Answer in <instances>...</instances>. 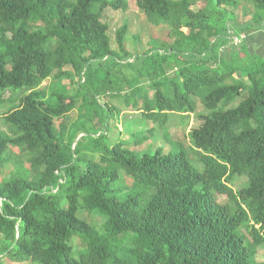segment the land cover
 <instances>
[{
  "label": "trees",
  "instance_id": "trees-1",
  "mask_svg": "<svg viewBox=\"0 0 264 264\" xmlns=\"http://www.w3.org/2000/svg\"><path fill=\"white\" fill-rule=\"evenodd\" d=\"M198 1L205 7L196 11ZM242 3L254 11L239 24ZM136 4L178 38L131 53L124 24L112 49L105 11L125 10V0H0V105L14 103L4 115L14 137L0 135V164L9 146L30 155L28 168L0 185V264H264L256 260L264 248V60L243 41L222 55L235 38L264 31V0ZM117 67L129 73L120 77ZM50 79L56 88H42ZM108 96L161 130L173 114L200 118L188 134L203 170L184 150L138 158L123 140L87 132L104 124L101 113H121L101 102ZM195 98L208 114L197 113ZM76 109L80 128L71 130ZM154 129L133 132L136 145ZM120 171L140 191H126ZM238 177L246 182L235 191ZM81 211L102 216L101 230ZM122 237L130 246L119 253Z\"/></svg>",
  "mask_w": 264,
  "mask_h": 264
},
{
  "label": "rangeland",
  "instance_id": "rangeland-1",
  "mask_svg": "<svg viewBox=\"0 0 264 264\" xmlns=\"http://www.w3.org/2000/svg\"><path fill=\"white\" fill-rule=\"evenodd\" d=\"M125 2L127 4V8L125 10H114L112 8H108L105 11L104 21H106L109 25V35L111 38L112 49L118 50L115 33L116 30L124 24H127L128 26L125 48L131 53H140V51L147 49V47L155 43L165 45L172 44L173 41L178 38L172 32L169 26L164 24L154 25L152 22H150L147 16L139 10L136 4V0H125ZM204 7L205 3L198 1L196 2L193 9L197 11L199 9H203ZM253 11L254 10L251 5L242 3L241 7H239L237 10H234L237 22L239 24H242L246 20H249ZM226 18L232 19L234 18V16L230 12ZM183 31L185 33H188V29L186 28H183ZM236 33H238V30H236ZM259 34L260 33H258L257 35ZM245 37L246 36L243 35L240 38L242 39L247 51H249L248 46L251 41H248V39H245ZM240 43L239 41L235 42L234 39L233 44H231L229 48L224 49L222 55L228 56L231 50L238 49ZM250 55L257 56V58L264 60V56L259 55V53H257L256 51H254L253 54L250 53ZM115 71H119L121 73L119 74L120 77H124L127 73H129L126 68L121 69L120 67H117ZM171 72L172 71L170 70L168 74L172 76ZM74 80L77 81V77H75ZM61 84L67 86L68 92L70 94L74 93L76 90L75 85L73 83L70 84V80H63ZM56 85H58V83L54 79H50L42 84V88L54 89L56 88ZM125 90L128 89L126 88ZM151 94L152 93L150 92V96ZM121 95H124V92ZM9 96L10 93H6L5 97L8 98ZM101 97H103V95ZM110 98L108 96L105 99H101V102L113 103L116 107L121 110V113L117 114L119 113L118 111L116 114H114V117L111 118H107L105 113H101L100 116L104 117V124L87 126V132H93L94 129L100 130L101 132H104L109 136L110 142L112 144L123 140L127 148L134 152L138 158L143 155H152L158 148H161L164 154H167L174 149L184 150L187 153L189 160L195 166V168L200 171L203 170L202 164L198 161L197 153L193 152L188 134L191 128H196L201 124L200 118L194 115H190L188 118L187 116H182L180 114H173L170 115V121L168 122L166 127L162 128L161 130L159 128H156L157 126L153 122L149 120H143L140 116V112L130 111L129 108L125 106L123 97L116 99L113 98L111 99V101ZM195 101L197 102V113H209V111L204 110L203 106L200 104L199 98H195ZM236 104L237 103H234L230 105V107H234L236 106ZM13 105L14 103L10 102H6L5 104L0 105V135L5 134L9 137H14L11 128L4 121V115L9 112ZM221 106L222 104L219 105V108H221ZM79 115V110L76 109L67 116L66 120H68L69 123L72 122L70 126L71 130H73V128H80L78 119ZM114 120L116 121L114 122ZM56 124H59L58 120L56 121ZM152 127H155V129L152 131V135L149 136L148 141L141 145H136L135 140L132 137L133 132L146 131L147 128ZM119 132L121 133V135L119 134ZM29 156V152L23 147L9 146V148L7 149V154L4 155L0 164V185L5 179H8L15 173L19 174L18 172H23V169L25 170V168H28ZM120 174L122 179L124 178V181H122V185L126 187L131 186V179L123 177L124 174L121 171ZM245 182L246 178L238 177L234 179V182L231 184V187L235 191L239 190L245 184ZM128 188L130 189H127L126 191H129L130 193L140 191V189L138 188H136L135 190H133V188L131 187ZM218 199L221 202H226L228 200L226 196H219ZM79 216L90 222L98 231L101 230V225L104 220L103 217L100 216L97 212L94 211L93 213H88L86 211H81L79 213ZM128 246H130L129 237H122L117 243V251L120 253L124 251V249ZM74 248L75 251L76 249L79 250L82 248L80 239L76 238L74 240ZM76 258H78L77 255ZM256 260L258 262H264V248L257 249ZM3 264L33 263L28 261L24 263H18L11 261L8 258H4Z\"/></svg>",
  "mask_w": 264,
  "mask_h": 264
},
{
  "label": "crops",
  "instance_id": "crops-1",
  "mask_svg": "<svg viewBox=\"0 0 264 264\" xmlns=\"http://www.w3.org/2000/svg\"><path fill=\"white\" fill-rule=\"evenodd\" d=\"M258 33H260L259 35H257ZM257 31L246 36L245 39H248V41H251L248 49H249V53H254V51H256L257 53H259V55H263L264 56V31ZM258 36V37H257Z\"/></svg>",
  "mask_w": 264,
  "mask_h": 264
},
{
  "label": "built area",
  "instance_id": "built-area-1",
  "mask_svg": "<svg viewBox=\"0 0 264 264\" xmlns=\"http://www.w3.org/2000/svg\"><path fill=\"white\" fill-rule=\"evenodd\" d=\"M236 41H239V43H240L242 41V39L241 38H239V39L238 38H235V42Z\"/></svg>",
  "mask_w": 264,
  "mask_h": 264
},
{
  "label": "water",
  "instance_id": "water-1",
  "mask_svg": "<svg viewBox=\"0 0 264 264\" xmlns=\"http://www.w3.org/2000/svg\"><path fill=\"white\" fill-rule=\"evenodd\" d=\"M246 79H247V77H246Z\"/></svg>",
  "mask_w": 264,
  "mask_h": 264
}]
</instances>
